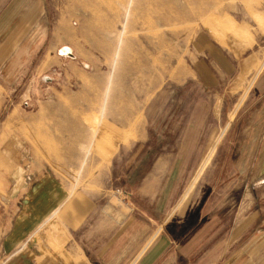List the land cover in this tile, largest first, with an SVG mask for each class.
I'll use <instances>...</instances> for the list:
<instances>
[{
	"label": "crops",
	"instance_id": "obj_1",
	"mask_svg": "<svg viewBox=\"0 0 264 264\" xmlns=\"http://www.w3.org/2000/svg\"><path fill=\"white\" fill-rule=\"evenodd\" d=\"M41 1L0 0V91L23 75L24 60L36 55L19 54L14 48L31 36ZM253 15L264 24L259 5ZM194 46L200 51L191 69L199 80L195 98L198 92L236 98L227 107L225 131L211 141L208 158L197 167L204 169L224 132L213 177L201 185L198 179L186 181L191 132L200 112L195 102L176 106L183 93L194 97L183 89L169 94L164 121L170 116L169 123H182L180 118L188 113L182 134L177 128L170 132L173 143L157 147L147 133L123 158L113 160L112 173L122 174L129 188L126 212L112 208L108 214L100 197L82 189L67 196L51 170L33 164L26 138L7 132L0 144V264H264V51L225 54L203 35L196 37ZM42 60H47L46 54L36 69ZM242 71L247 74L241 88H234ZM3 104L0 100V111ZM175 109L179 113L174 117ZM227 179L229 184L223 183ZM248 195L256 215L233 232L232 202L248 198L239 205L242 213L249 207ZM58 211L63 232L50 226L44 238L40 236L51 245L29 242L32 232Z\"/></svg>",
	"mask_w": 264,
	"mask_h": 264
},
{
	"label": "rangeland",
	"instance_id": "obj_2",
	"mask_svg": "<svg viewBox=\"0 0 264 264\" xmlns=\"http://www.w3.org/2000/svg\"><path fill=\"white\" fill-rule=\"evenodd\" d=\"M122 2L42 0L35 11L38 18L31 36L26 44L14 48L19 54L36 55L26 58L24 74L0 91L4 101L0 144L5 133L19 132L32 148L33 164L51 170L65 185L67 196L74 189H82L100 197L107 204L108 214L112 208L126 212L129 207V188L124 187L122 174L112 173L113 160L123 158L133 142L147 133L159 147L164 142L173 143L170 132L178 128L182 134L187 126L188 113L180 118L182 123H169L170 116L164 122L169 94L175 90L194 95L187 98L183 93L176 106L195 102L200 112L199 122L190 123L196 130L191 132L186 181L198 179L201 185L213 177L224 132L204 169L197 167L208 158L211 141L226 129L225 113L236 98H219L207 92H198L195 98L193 90L199 80L191 69L194 56L200 53L194 46L196 37L205 36L225 54L264 51V24L253 15L258 5L264 15V0ZM233 22L245 28L238 30ZM44 54L47 60L36 69ZM246 74L242 71L234 88H241ZM247 79L245 83H249ZM248 196L249 207L242 213L239 205L248 198L232 202L233 232L244 219L248 222L242 228L256 215V206ZM50 226L63 232L59 211L35 229L28 241L51 245L40 239Z\"/></svg>",
	"mask_w": 264,
	"mask_h": 264
},
{
	"label": "bare ground",
	"instance_id": "obj_3",
	"mask_svg": "<svg viewBox=\"0 0 264 264\" xmlns=\"http://www.w3.org/2000/svg\"><path fill=\"white\" fill-rule=\"evenodd\" d=\"M123 1H124V0H123ZM129 1H130V0H129ZM121 2H122V0H121ZM118 3H119V2H118ZM122 3H123V2H122ZM106 7H107V6H106ZM116 9H117V8H116ZM125 11H126V9H125ZM115 13H116V12H113V14H112L113 17H115ZM64 50H68V49L65 48ZM65 52L68 53L67 51H65ZM0 158H1V157H0Z\"/></svg>",
	"mask_w": 264,
	"mask_h": 264
}]
</instances>
